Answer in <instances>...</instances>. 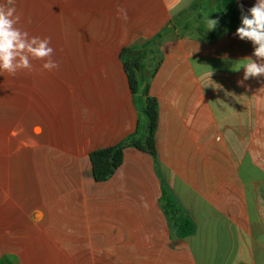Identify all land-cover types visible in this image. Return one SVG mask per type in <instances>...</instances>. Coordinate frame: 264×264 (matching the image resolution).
Instances as JSON below:
<instances>
[{"label":"crops","instance_id":"crops-1","mask_svg":"<svg viewBox=\"0 0 264 264\" xmlns=\"http://www.w3.org/2000/svg\"><path fill=\"white\" fill-rule=\"evenodd\" d=\"M235 1L236 22L218 0H16L59 66L0 72V263L264 264V77L233 70L257 0ZM145 48L134 96L121 52ZM148 98L156 154L96 182L91 155L140 135Z\"/></svg>","mask_w":264,"mask_h":264},{"label":"clouds","instance_id":"clouds-1","mask_svg":"<svg viewBox=\"0 0 264 264\" xmlns=\"http://www.w3.org/2000/svg\"><path fill=\"white\" fill-rule=\"evenodd\" d=\"M15 2L5 0L0 3V72L15 75L20 70L30 71L34 60L44 61L42 67L45 70L58 68V63L52 59L54 49L50 46V38L30 36L27 31L17 27L19 18L16 16ZM239 7L242 26L236 29L234 35L241 41L250 40L256 46L252 56L233 68L234 71L244 69L243 79L238 81L243 86L244 81L264 77V63L257 62L264 61V0H257L248 10L249 15L243 14L242 4ZM206 24L208 30H214L218 20L207 18Z\"/></svg>","mask_w":264,"mask_h":264},{"label":"trees","instance_id":"trees-1","mask_svg":"<svg viewBox=\"0 0 264 264\" xmlns=\"http://www.w3.org/2000/svg\"><path fill=\"white\" fill-rule=\"evenodd\" d=\"M218 10L221 12L228 11L233 22L238 17V8L235 0H218ZM134 49H127L121 52V57H126L124 69L130 86V90L136 96L140 89L139 72L145 66L147 48L133 55ZM144 117L147 119V126L139 135L140 123L138 122V131L126 138L123 142L115 147L103 149L94 152L91 155V164L93 169L94 180L98 183L107 182L120 169L124 160V150L135 148L154 156L156 154L155 135L158 128V103L155 99L148 98L144 109ZM0 264H10L1 262Z\"/></svg>","mask_w":264,"mask_h":264}]
</instances>
